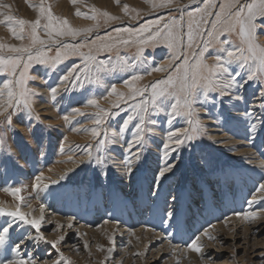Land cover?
I'll return each mask as SVG.
<instances>
[{
  "label": "snow or ice",
  "instance_id": "snow-or-ice-1",
  "mask_svg": "<svg viewBox=\"0 0 264 264\" xmlns=\"http://www.w3.org/2000/svg\"><path fill=\"white\" fill-rule=\"evenodd\" d=\"M27 2L36 13L32 20L13 15L11 5L0 0V25L6 26L12 37L20 41L19 44L0 42V176L9 177L18 163L8 143V132L14 130L13 118L27 116L39 119L38 116L33 117V103L39 92L30 84L37 79L31 70L39 65L47 72H54L64 65L66 71L60 69L63 74L55 86L50 85L48 89L53 100L61 89L64 92L83 91L86 86L106 89L102 95H93L84 101V107L94 109L93 112L80 107L71 109L73 118L81 116L91 121L93 126L83 130L90 132L96 141L95 148L91 144L84 146L83 155L87 160L76 162L77 167L85 162L96 165L98 183L101 177L110 179L112 170L119 173L122 181L134 182L153 155L149 151L153 137L159 136L158 152L150 169L152 180L147 186V198L158 214L161 226L167 230L162 240L168 241L173 257L177 253L181 256L195 253L202 264H213L212 257L205 253V240H216L210 231L215 225L195 230L190 228V235L183 245L172 243L173 236L183 228V202L193 199L194 195L192 192L173 194L171 189L166 191L165 185L183 166L184 153L195 158L198 152L203 151L201 142L207 135V129L200 119L197 105H215L224 97H228L229 102L239 101L242 97L237 90L248 82L257 83L261 87L258 93L260 103L250 106L243 116L248 121L250 139H254L257 133L264 135V43L260 42V36L264 35V0H187L186 4L180 0H146L151 12L166 9L168 13L142 23L141 11L123 4L124 15L136 23L122 27H112L114 22L122 21V17L108 11L95 6H91L88 12L76 8V15L94 21L85 28L73 27L66 17L56 15L48 0ZM115 2L120 4V0ZM71 3L76 5L78 0H71ZM102 28L105 31L101 34ZM109 28L110 31L107 30ZM130 48L136 49L132 56L121 55L122 50ZM148 49H161L162 56L166 58L157 61L155 56L145 55ZM209 59L212 63H208ZM154 73L164 75L143 83L145 76ZM109 77L113 80L119 78L120 87L114 82L105 84ZM100 100L108 101L109 107H103ZM124 113L127 114L118 130L107 127L110 119L119 118ZM161 115L164 116L163 128H160ZM63 118L66 121L70 119L68 115ZM130 126L125 146L122 133ZM208 139L212 137L208 136ZM63 140L66 142L67 137ZM109 145L123 147V158L117 160L112 156ZM60 151H64V143ZM200 161L198 167L201 171L216 172L207 157L200 156ZM259 168L260 180L250 193L251 198L245 201L249 210L232 213L245 221L264 219V207L253 208V205L264 201V160ZM72 171L68 169L57 179L41 171L34 176L30 186L5 189L11 193L15 203H0V264H72L60 248L65 235L60 234L53 240L45 235V204L41 203L38 210L33 209L22 195L28 187L37 195L41 191L48 192L52 185L63 188L61 182H71L69 173ZM221 179L228 183L235 177L224 172ZM198 191L202 194V190ZM68 195L78 200L99 201L112 198L113 193L101 192L89 185ZM209 210L212 211L211 208ZM74 220V216H69L66 225L57 222L54 230L65 226L71 229ZM224 220L227 222L228 217L225 216ZM108 239L113 247L107 251L112 253L115 233ZM42 244L55 251V259L45 260L37 254ZM99 247L104 250L103 246ZM84 248H88L87 241H84ZM176 264H180L178 258Z\"/></svg>",
  "mask_w": 264,
  "mask_h": 264
},
{
  "label": "rangeland",
  "instance_id": "rangeland-1",
  "mask_svg": "<svg viewBox=\"0 0 264 264\" xmlns=\"http://www.w3.org/2000/svg\"><path fill=\"white\" fill-rule=\"evenodd\" d=\"M4 2L11 5L12 14L18 18L29 20L35 18L36 13L29 6L27 0H4ZM37 2L38 0H32V3ZM48 2L52 5V9L56 15L66 17L73 27L78 28L91 26L94 21L83 16L76 15V8H80L82 12H88L91 6H95L101 11H108L112 15L122 17L123 22L116 21L113 23L112 27H122L125 26V24L134 25L136 23L135 21H131L130 17L124 15L122 11L123 4H128L131 8L141 11V23L144 20L155 19L159 15H167L168 13V10L166 9H161L158 12H151V6L146 2V0H120V4H117L115 0H82V2H79L78 0L76 5H73L71 0H48ZM180 2L186 4L187 0H180ZM173 7H175V5ZM107 30L110 31L111 28ZM104 31L105 29L102 28L101 34ZM41 34L43 35V33ZM263 39L264 35H261V43H264V41H262ZM0 42L8 44L20 43V41H17L12 37L7 27L4 25H0ZM135 51V48L122 50L121 55L132 56ZM145 55L155 56L157 61L166 58L162 56L161 49H156L155 51L148 49L146 50ZM66 63L70 65L71 62ZM208 63H212V61L209 59ZM60 69L66 71L64 65H61L60 68L54 72H47L46 69L39 65L34 66L31 70V74L36 76L37 79L30 81V84L39 92V95L35 97L33 103V117L38 116L39 119L28 118L27 116L22 119H18L16 117L13 118L14 130L8 132V143L12 147L14 160L18 163L17 167L9 177L0 176V203L5 205H12L15 203L11 193L5 190L6 188L21 185L30 186L33 183L34 176L39 174L41 171H43L46 176H50L52 179H57L61 174L54 171L55 168L60 167L61 165L77 164L76 162L81 160L86 161L87 157L83 155L84 146L91 144L93 145V148H95L96 141L92 138L90 132L83 130L93 126L91 121L86 117L81 116H75L73 118L71 109L74 107H80L86 112H93L94 109L84 107V101L93 95L97 97L102 95L106 89L99 86H86L83 91L75 89L64 92L63 89H61L56 99L53 100L48 89L50 85L55 86L59 76L63 74ZM163 75V73H154L151 76H145L143 83L147 84L154 79L162 77ZM45 81H47V83H45ZM110 82H114L118 87H120L121 80L119 78L113 80L109 77L108 80L105 81V84ZM40 90L44 91L46 94L43 92L41 93ZM121 90L124 91L125 89L121 88ZM260 91V85L254 82H248L245 84L244 88L237 90L238 94L242 97L239 101L229 102V98L224 97L217 100L215 105L212 103L203 106L197 105V107L200 108L199 115L202 122L209 121L208 124L203 123L204 126H211L210 128L206 127L207 135L201 142L203 145V151L198 152L195 158L190 156L188 153H184L183 166L180 167L176 175L169 181V184L165 185L166 191L171 189L173 194H187L188 192H192L194 195L193 199L183 202V228L178 235L173 236L172 243L174 244L183 245V242L185 241L184 234H189L190 232L187 230L190 228L192 229L194 225H196V222L190 221V216H192L194 212L199 213L200 210L202 212H200V214L204 213V210L201 209V202L203 198L208 200L209 209H213V207L215 208V211H212L213 213L211 212L212 214L209 217V221L206 222L204 226L208 227L211 223L212 225H215V227L210 229V231L216 237V240H205V243L207 244L205 253L212 257L213 264H264V219L245 221L241 217L232 215L233 212L249 210L245 201L246 199L251 198L250 193L260 180L261 170L259 168V163L264 160V135L257 133L254 139H250L247 128L248 121L243 116V113L250 106L260 103L258 98V93ZM100 103L105 108L109 107L108 101L100 100ZM256 111L259 113V109H256ZM126 114L127 113L122 114L119 118L110 119L107 127L118 130L120 122ZM65 115L70 117L68 121L64 120L63 117ZM159 119L161 120L160 128H163L165 126L163 124L164 116L161 115ZM212 127L217 130L219 136H224L226 139H230L231 142H236L235 144L239 146L242 145L244 149L247 151L249 150L248 152H250L251 155L239 153L235 146L223 147L220 144V140L208 139V136H210L209 132ZM130 131L131 126L129 130L122 133L125 146L128 133H130ZM157 131H160V129ZM65 136L67 137L66 142L63 140V137ZM153 141L154 142L149 145V151L153 155L149 159L146 169L137 174V179L134 182L122 181L119 173L112 170L109 173L110 179L101 177L98 183V169L96 165H90L85 162L69 173L71 182L68 180L61 182L64 185L63 188H60L59 185H52L48 192L41 191L39 195H37L31 187H28L22 192V195L26 197L28 203H31L32 207H34L33 209L38 210L41 203H46L45 206L48 208V202L51 199L58 198L62 194H65L64 199L74 207L73 210L75 220L73 222L76 223L77 226L83 225L82 227L84 228L87 226L86 229H96L95 231L99 230L98 228L102 226L101 222L104 215H102V212L104 210H109V208H107L108 201L111 202L112 200H115L113 217L116 221H118V223L115 220L109 223H115L119 230H122L121 224L122 216L124 214L121 210L130 203L132 204L140 200V192L144 191L147 194L146 190L148 183L152 180V172L150 169L154 166L152 161L155 159V154L158 152L157 144L159 142V136H154ZM62 143H64L63 152L60 151ZM77 145H79V147H76ZM109 152L117 160H120L123 158L124 148L119 145H109ZM93 154H96L95 151ZM200 156H205L211 160L213 166L216 168V172H210L209 170L201 171L198 167L201 163ZM69 157H72L71 161L69 160ZM249 160L251 162H249ZM49 169H51V171H49ZM224 172L233 174L235 179L225 183L221 179ZM249 182L250 184H248ZM89 185L97 187L98 191L113 193L112 198L100 199L99 201H88L83 198L78 200L75 197L68 195V193L75 191L80 187H87ZM198 190H202V194ZM221 193L225 194L226 201L236 200V198L241 199V197H243L241 203L242 208L239 211L237 208L231 210L229 215L232 216H227V222L238 218H241L244 221L243 225H241L242 228L238 229V232L233 228V226L238 223H234L232 221L229 222L227 227L228 230L233 229L234 231L231 236L226 234L228 233L226 228H224L223 231L218 229L221 225L226 223L219 215L220 212L225 211L224 200L220 198ZM65 200L62 203L66 202ZM150 202L151 201H149V208L151 207L153 209ZM82 205H85L86 208L81 211L80 209L83 207ZM95 205H100L101 212L99 211L98 213H95ZM261 207H264V201H261L260 204L253 205L254 209H259ZM47 208L46 212H48ZM136 210L138 212L139 208ZM57 213L56 215H59ZM94 213L98 214V216L90 219L89 217L94 216ZM140 214H142V212L138 213L139 216ZM156 214L157 213L153 211L152 216L154 215L155 220L157 218V221H155L157 225L155 222L150 225L147 222L142 223L143 221L141 220L137 223L129 222L128 225L130 226L127 225V230L129 232L139 229L149 231L161 237V241L157 240V242H154L152 237L145 238L144 243L146 246L148 245L145 250L141 249L142 247L140 246L145 245L139 241V244H136L139 247L136 252L132 251V243H129L130 238L125 237V234L124 236L122 235V237H119V239L116 238L120 233L118 231L115 232L114 251L112 253H108L107 249L113 247L112 243L108 239L110 235L101 241L100 244L104 249L101 250L99 246L93 247V245H90L91 242L88 241L89 234L85 231L81 232V234H83L81 236L78 231L73 232V229L69 228L66 230V226L62 229L54 230L58 221H55L54 219L49 220L48 216H46V222L43 225V230L49 240L56 239L60 234L65 235V240L61 243L60 248L65 257L71 260L72 264H176V259H174L175 257L171 255L169 250L167 252H161L163 243L167 245H169V243L167 240H162V237L165 236L167 230L161 226L160 220L157 217L158 215ZM65 218L66 216L64 219ZM146 218H148V216H146L145 219ZM47 221H52V223H47ZM189 223L190 225H188ZM247 226L249 227V230L247 229L246 232L244 231V228H248ZM148 227L149 229H147ZM153 229L155 230L152 231ZM84 241L88 242L87 249L84 248ZM70 242H73L76 246V249L71 250V252L66 249ZM119 249L126 250L127 255L125 257L118 255ZM142 252L143 255H137V253ZM37 254L45 260L55 259L57 255L47 244H42L40 249L37 250ZM192 254L196 255V258L192 259L195 261H193L192 264H196L198 259L197 264H202L200 257L195 253ZM207 255L205 259L207 258ZM106 257L111 258L106 259ZM164 257L166 258L162 259ZM180 264H182V259L180 260Z\"/></svg>",
  "mask_w": 264,
  "mask_h": 264
},
{
  "label": "bare ground",
  "instance_id": "bare-ground-1",
  "mask_svg": "<svg viewBox=\"0 0 264 264\" xmlns=\"http://www.w3.org/2000/svg\"><path fill=\"white\" fill-rule=\"evenodd\" d=\"M110 1V0H109ZM112 1V0H111ZM130 1V0H129ZM105 5H107V4H105ZM83 25H85V24H83ZM81 28V27H80ZM262 41H264V39L262 40ZM151 79H152V77H151ZM40 92L42 93H44V94H46L44 91H41L40 90ZM42 109V108H41ZM236 111V110H235ZM44 114H46V113H44ZM47 116V115H46ZM208 122L209 121H204L203 123L204 124H208ZM46 123V122H45ZM207 128H210L211 126H209V125H207L206 126ZM221 131V130H220ZM219 131V132H220ZM223 134V133H222ZM209 135H210V137H212V140H220V144H221V146H223V147H226V146H235L237 149H238V151H239V153H241V154H246V155H251V153L250 152H248L246 149H244V147L241 145V146H239V145H237V144H235V143H233V142H231V140L230 139H226L224 136H219V134L217 133V130L216 129H213V127L210 129V132H209ZM230 137V136H229ZM234 137V136H233ZM86 138V137H85ZM87 139V138H86ZM82 140V139H81ZM233 140V139H232ZM246 145V144H245ZM260 164V163H259ZM76 168H78L77 167V164H69V165H61L60 167H57V168H55L54 169V171H57V172H59V174H61V175H63L64 173H66L67 171H68V169H76ZM57 174V173H56ZM55 176V175H54ZM242 181V180H241ZM233 184V183H232ZM243 184H245V183H243ZM248 184H250V182L248 183ZM247 184V185H248ZM235 185V184H234ZM242 185V184H241ZM217 186V185H216ZM244 186V185H243ZM232 187V186H231ZM130 188V187H129ZM245 188V187H244ZM240 189H242V188H240ZM240 189H238V190H240ZM244 190V189H243ZM139 191V190H138ZM147 191V190H146ZM231 191V190H230ZM235 191H236V187H235ZM220 192H221V190H220ZM223 192V191H222ZM225 192V191H224ZM3 193H5V192H3ZM138 194V193H137ZM60 196V195H59ZM140 200H138V201H136V202H134V203H130L128 206H126V207H124V209H122L121 210V212H123V216H122V224H121V228H122V230H119V228H118V226L114 223V224H112V223H109V222H113L115 219H114V217H113V209L115 208L114 206V201L112 200L111 202H109L108 201V205H107V208H109V210H104L103 212H102V215H103V219H102V222H101V224H102V226H100V228H98L99 230H97V231H95V230H91L90 228L89 229H86V227L84 228V227H82V226H77V224L76 223H74L73 222V224H74V227L73 228H71V229H73V232L74 231H78L79 232V234H81V232H86L87 234H89V242H91L90 243V245H93V247L94 246H96V247H98V246H101V241H103V239H105V237H107V236H109V235H111V234H113V233H115L116 231H118V232H120L119 234H118V236L116 237L117 239H119V237H122V235L124 236V234L126 235L125 237H129L130 238V242L132 243V251L133 252H136L137 251V249L139 248L136 244L138 243L139 244V241L140 242H142V244L143 245H145V243H144V239L145 238H147V237H152L153 238V241L154 242H157V240H159V241H161V237L159 236V235H155V234H153V233H151V232H149V231H143V230H136V231H131V232H129L128 230H127V225L129 224V222L131 223H137V222H139L140 220L141 221H143L142 223H145V222H147L149 225L150 224H154V222L155 221H157V218H156V220H155V217H154V215L152 216V213H153V211L155 212V210H154V207H153V209L150 207L149 208V200H148V198H147V194L144 192V191H142V192H140ZM208 196V195H207ZM229 196V195H228ZM210 197H212V196H210ZM241 197V196H240ZM65 198V194H62L60 197H58V198H53V199H51L49 202H48V208H47V210H48V212H46V216H48V218H49V220H55V221H58L59 223H61V224H64V225H66V223H67V216H74V207L72 206V205H70L69 203H68V201L67 200H65L64 199ZM220 198L221 199H223L224 200V206H225V211L224 212H220L219 213V215H220V218H225V216H232V215H229L230 214V211L231 210H233V209H238V211L242 208V206H241V203H242V199H243V197H241V199L240 198H236V200H229V201H226V198H225V194L224 193H221L220 194ZM10 199V198H9ZM230 199V198H229ZM66 201V202H64V203H62L63 201ZM212 200V199H211ZM47 201V200H46ZM211 202V201H210ZM210 202H209V204H210ZM151 203V202H150ZM216 203V202H215ZM46 204V203H45ZM73 204V203H72ZM213 204V203H212ZM13 205V204H12ZM121 205V204H120ZM83 206V205H82ZM214 206V205H213ZM200 207V206H199ZM210 207H212V206H210ZM34 208V207H33ZM86 208V206L84 205L83 207H81V211L82 210H84ZM121 208V207H120ZM137 208H139V211L137 212ZM247 208V207H246ZM255 208V207H254ZM55 211H54V210ZM201 209H203L204 210V213L203 214H200V212H201V210L199 211V213H196V212H194L193 214H192V216H190V221L191 222H196V225H194V227L192 228L193 230H195V229H198V228H200L201 226H205V223L206 222H208L209 221V217L211 216V214L213 213L212 211H215V208L213 207V209H212V211H210L209 210V208H208V200L206 199V198H203V200H202V202H201ZM223 209V208H222ZM199 210V209H198ZM202 210V211H203ZM57 211H58V213H57ZM95 213L97 212H99L100 211V205H95ZM147 211V212H146ZM54 212H56L57 214H59V215H56V213H54ZM101 212V211H100ZM140 212H142V214H140V216L138 215V213H140ZM212 212V213H211ZM94 213V216H91V217H89L90 219H92L93 217L95 218V217H97L98 216V214H95ZM145 213V214H144ZM202 213V212H201ZM36 214H38V211H37V213ZM148 214V215H147ZM122 215V214H121ZM156 215H158V214H156ZM214 215V214H213ZM66 216V218L64 219V217ZM77 216V215H76ZM81 216V215H80ZM146 216H148V218H146L145 219V217ZM63 217V218H62ZM84 217V216H83ZM116 217V216H115ZM158 217V216H157ZM213 218V217H212ZM84 219V218H83ZM121 219V218H120ZM87 220V219H86ZM105 220H107L108 221V223H104V221ZM116 221V220H115ZM230 221H232V222H234V223H238V224H235L234 226H233V228H234V230L235 231H237L238 232V229H240V228H242V226L241 225H243V220L241 219V218H238V219H232V220H230ZM230 221H228V222H226L224 225H221L218 229H220V231H223L224 230V228H226L227 229V232L228 233H226L227 235H229V236H231L233 233H234V231H233V229L232 230H228V224H229V222ZM237 221V222H236ZM128 222V223H127ZM190 222V223H191ZM264 222V221H263ZM156 223V222H155ZM190 223L188 224V225H190ZM100 224V225H101ZM212 224V223H211ZM213 224H216V223H213ZM142 225V224H141ZM143 225H145V224H143ZM156 225H157V223H156ZM128 226H130V225H128ZM154 227H156V226H154ZM244 227V226H243ZM248 227V226H247ZM120 228V229H121ZM188 228V227H187ZM131 229V228H130ZM147 229H149V227L147 228ZM189 229V228H188ZM217 229V230H218ZM247 229L249 230V227L248 228H244V231H246L247 232ZM66 230H68V228L66 227ZM153 231V230H152ZM186 231V230H185ZM187 231H189V230H187ZM240 231H243V230H240ZM252 231V230H251ZM233 232V233H232ZM236 232V233H237ZM134 233V234H133ZM244 233V232H243ZM190 234V233H189ZM189 234H184V236H185V240H187V238H188V235ZM242 234V233H241ZM253 236V235H252ZM233 237H234V235H233ZM239 238V237H238ZM235 240V239H234ZM249 241V240H248ZM252 242V241H251ZM254 242V241H253ZM75 243V242H74ZM256 243V242H255ZM120 244V243H119ZM141 245V244H140ZM256 246V245H255ZM140 247H142L141 249L142 250H145V248L146 247H148V245L146 246H140ZM66 249L67 250H69L70 252H71V250H75L76 249V246H75V244H73V242H70L69 244H68V246L66 247ZM163 249V250H162ZM162 249H161V252L163 251V252H167L168 250L170 251V246L169 245H167V244H165V243H163V245H162ZM255 251V250H254ZM143 253V252H142ZM118 255H121V256H123V257H125L126 255H127V251L126 250H120L119 249V252H118ZM173 258V257H172ZM177 258L179 259V260H181L182 259V264H192V262L194 261V260H192L193 258H196V255H194V254H192V253H188L186 256H181V255H179V253H177V256L174 258V259H176L177 260ZM199 260V259H198ZM198 260L196 261V264L198 263ZM201 260V259H200ZM195 262V261H194ZM194 264V263H193ZM200 264V263H199Z\"/></svg>",
  "mask_w": 264,
  "mask_h": 264
}]
</instances>
